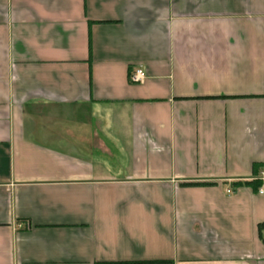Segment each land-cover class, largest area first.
<instances>
[{
	"label": "crops",
	"instance_id": "crops-1",
	"mask_svg": "<svg viewBox=\"0 0 264 264\" xmlns=\"http://www.w3.org/2000/svg\"><path fill=\"white\" fill-rule=\"evenodd\" d=\"M260 187L264 0H0V264H264Z\"/></svg>",
	"mask_w": 264,
	"mask_h": 264
},
{
	"label": "built area",
	"instance_id": "built-area-1",
	"mask_svg": "<svg viewBox=\"0 0 264 264\" xmlns=\"http://www.w3.org/2000/svg\"><path fill=\"white\" fill-rule=\"evenodd\" d=\"M129 82L131 83H140L143 81V75H142V72L141 70L139 69H136L134 71H132L130 74H129ZM227 193H231V191L227 190ZM257 193L259 195H264V187H260L258 190H257Z\"/></svg>",
	"mask_w": 264,
	"mask_h": 264
},
{
	"label": "trees",
	"instance_id": "trees-1",
	"mask_svg": "<svg viewBox=\"0 0 264 264\" xmlns=\"http://www.w3.org/2000/svg\"><path fill=\"white\" fill-rule=\"evenodd\" d=\"M162 263H166L163 261H148V262H142L141 264H162Z\"/></svg>",
	"mask_w": 264,
	"mask_h": 264
}]
</instances>
